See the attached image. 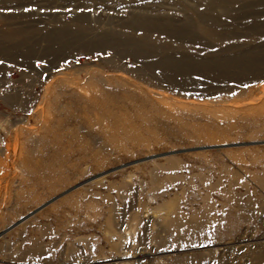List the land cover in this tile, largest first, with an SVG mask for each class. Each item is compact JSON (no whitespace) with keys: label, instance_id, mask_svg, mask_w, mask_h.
I'll return each mask as SVG.
<instances>
[{"label":"rangeland","instance_id":"374dc122","mask_svg":"<svg viewBox=\"0 0 264 264\" xmlns=\"http://www.w3.org/2000/svg\"><path fill=\"white\" fill-rule=\"evenodd\" d=\"M0 264H264V0H0Z\"/></svg>","mask_w":264,"mask_h":264},{"label":"bare ground","instance_id":"6f19581e","mask_svg":"<svg viewBox=\"0 0 264 264\" xmlns=\"http://www.w3.org/2000/svg\"><path fill=\"white\" fill-rule=\"evenodd\" d=\"M102 176V175H101Z\"/></svg>","mask_w":264,"mask_h":264}]
</instances>
